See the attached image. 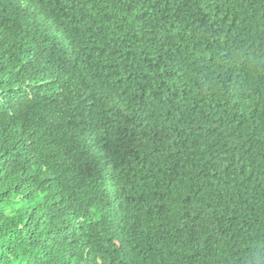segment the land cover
Masks as SVG:
<instances>
[{
	"label": "trees",
	"instance_id": "16d2710c",
	"mask_svg": "<svg viewBox=\"0 0 264 264\" xmlns=\"http://www.w3.org/2000/svg\"><path fill=\"white\" fill-rule=\"evenodd\" d=\"M0 264H264V0H0Z\"/></svg>",
	"mask_w": 264,
	"mask_h": 264
}]
</instances>
